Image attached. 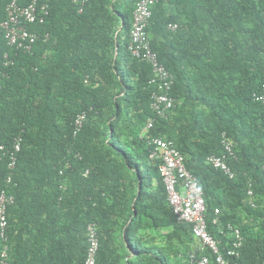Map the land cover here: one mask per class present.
<instances>
[{"label": "trees", "instance_id": "trees-1", "mask_svg": "<svg viewBox=\"0 0 264 264\" xmlns=\"http://www.w3.org/2000/svg\"><path fill=\"white\" fill-rule=\"evenodd\" d=\"M9 1L0 0V24ZM138 1L86 0L79 13L71 0H51L45 22L28 25L39 36L30 53L9 47L0 28V193L15 199L7 264H83L90 223L96 264H191L194 252L214 264L173 215L151 158L156 138L172 141L198 179L219 252L231 247L230 225L243 239L230 264H264V103L255 98L264 88V0L152 6L148 40L181 101L165 117L150 109L151 93L164 92L150 84V65L127 51ZM222 133L233 178L207 163L224 153ZM17 138L7 184L5 152Z\"/></svg>", "mask_w": 264, "mask_h": 264}, {"label": "built area", "instance_id": "built-area-1", "mask_svg": "<svg viewBox=\"0 0 264 264\" xmlns=\"http://www.w3.org/2000/svg\"><path fill=\"white\" fill-rule=\"evenodd\" d=\"M51 0H30L25 4L21 0H10L5 7L6 18L0 24L4 33L6 44L9 47H15L24 53H30L33 45L39 36L28 30V25L43 24L49 15V2ZM158 0H139L136 3L132 13V23L127 43V51L132 57L140 62L150 65L153 77L150 84L163 89L162 94L151 93L150 109L157 115L165 117L166 114L181 105V101L175 99L170 93L173 86L171 74L158 61L156 53L151 49L147 27L151 18L152 6ZM78 6V12H82V7L86 0H71ZM172 31L176 25H169ZM47 38V35L45 36ZM5 57H7L5 55ZM9 62H5L8 65ZM257 101L264 103V88L260 95L255 96ZM85 113H79L74 120L73 136L78 134L83 128ZM152 127L149 123L144 129L146 133ZM21 139H15L12 148L7 149L5 154L8 157V176L6 183L12 182L13 172L16 167L18 154L21 150ZM151 144L154 146L151 158L160 160L159 173L162 178L167 200L172 209L173 215L178 222L186 223L192 227L193 239L196 243V249L202 252L209 250L215 255L214 264H230L231 259L239 256V250L242 247L243 239L240 230L228 225V230L232 237L231 247L222 254L219 252V243L208 233L206 224V206L202 190L198 179L193 176L186 168L183 155L177 150L172 141L161 138L153 139ZM221 144L224 153L221 156L211 155L207 158V163L213 168L220 170L229 178H233L234 173L227 164V159L234 157L231 148V142L226 135L222 133ZM0 150H4L3 147ZM247 194L252 196L251 190ZM14 196L8 194L5 190L0 193V264H7L8 259V238H7V209L14 204ZM218 214V210H215ZM216 223V220H213ZM86 255L83 264H96L99 252V238L97 226L90 223L86 229ZM191 264H211V260L206 255L192 253L190 255Z\"/></svg>", "mask_w": 264, "mask_h": 264}]
</instances>
